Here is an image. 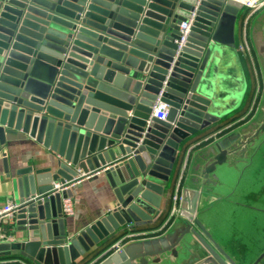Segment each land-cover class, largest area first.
<instances>
[{
	"label": "water",
	"instance_id": "obj_1",
	"mask_svg": "<svg viewBox=\"0 0 264 264\" xmlns=\"http://www.w3.org/2000/svg\"><path fill=\"white\" fill-rule=\"evenodd\" d=\"M243 7L240 0H0V152L28 138L53 152L46 167L18 170L15 218L24 234L0 242V256L74 264L173 208L183 154L220 119L213 71L236 46ZM249 38L262 77L252 115L192 151L165 230L131 238L96 264H264V7L250 20ZM158 97L168 104L165 119L151 115ZM90 171L103 172L116 206L70 234L62 199L72 188L51 193L52 182Z\"/></svg>",
	"mask_w": 264,
	"mask_h": 264
},
{
	"label": "crops",
	"instance_id": "obj_2",
	"mask_svg": "<svg viewBox=\"0 0 264 264\" xmlns=\"http://www.w3.org/2000/svg\"><path fill=\"white\" fill-rule=\"evenodd\" d=\"M240 1L244 2V0ZM242 13V19L236 26V46L235 48H229V50H226L225 58L223 59L224 62L220 64V74L225 77L229 85V87L225 85L223 87L226 99L222 111L219 112L220 118L243 104L248 90L252 91L253 99L249 109H247L246 113H244L238 120L244 118L251 110L254 112L262 91L261 72L249 38V23L252 17H249V9L245 5ZM227 88H230V90ZM235 123L237 122H230L212 132H206L202 135L200 134L189 144L187 151L181 158L179 177L177 178L172 196L173 208L171 211H168L165 220L160 226L151 227L155 224L157 220L155 219L152 223L144 225V227H137L133 229L134 231H128V233H125L117 240L133 233H139L142 236H146L156 234L157 232L160 233L165 230L175 217L180 198L181 186L192 151L223 134V131L226 132L229 128L231 129L235 127ZM52 153L53 152L49 148L31 138L8 141L4 149L0 152V205L9 200L18 202L16 186V180L19 176L18 170H23L29 167L35 169L46 167L47 159ZM72 192L74 213L72 215H64L66 229L70 234L79 232L85 226L104 216L116 206L117 200L113 193V189L103 172L82 177L78 183L72 186ZM10 232L13 234L15 240L21 239L22 234H24L19 230V224L16 222V218L11 225ZM136 237L137 236L134 238ZM109 247L110 245L97 256L91 257L93 259L96 257L99 258L94 262L95 264L105 256ZM16 254H18V252H16ZM13 258H16V256Z\"/></svg>",
	"mask_w": 264,
	"mask_h": 264
},
{
	"label": "built area",
	"instance_id": "obj_3",
	"mask_svg": "<svg viewBox=\"0 0 264 264\" xmlns=\"http://www.w3.org/2000/svg\"><path fill=\"white\" fill-rule=\"evenodd\" d=\"M244 5L249 9V17H253L259 10L264 7V0H244ZM192 23V18L187 20H183L179 27L180 37L178 39L179 48H181L188 37L190 27ZM168 112V104L161 101L160 98L156 100L153 108H152V116H155L159 119H165L167 117ZM96 172H88V173H81L78 178H74L72 180H65V181H53L52 187L50 189L51 193L66 191L69 188H72L76 183H78L82 177L94 174ZM20 204L13 200H9L6 203L0 205V242H13L15 241L13 234L10 232L11 225L14 223L15 214L19 209ZM62 212L63 215H72L74 213V204L73 198L70 195L63 197L62 199ZM135 236H142L139 233L129 234L128 236H124L123 238L116 240L113 242L107 253L112 252L115 249L120 248V246L129 238H134ZM105 254V255H106ZM17 262L19 264H31L30 262L22 259V258H1L0 257V264H9V262Z\"/></svg>",
	"mask_w": 264,
	"mask_h": 264
},
{
	"label": "trees",
	"instance_id": "obj_4",
	"mask_svg": "<svg viewBox=\"0 0 264 264\" xmlns=\"http://www.w3.org/2000/svg\"><path fill=\"white\" fill-rule=\"evenodd\" d=\"M252 99H253V93L251 90H248L243 104H241L239 107L231 110L230 112H228L227 114L222 116L217 122L213 123L211 126H209L205 130L200 132V134L202 135L206 132H212L215 129H218V128H220V127H222V126H224L230 122L237 121L244 113H246L247 109H249ZM252 112H253V110H251L244 118L238 120V122L235 123V125H238V124L244 122L246 119H248L250 117V115L252 114ZM223 132H225V131H223ZM169 208H170V203L167 205V207L165 208L163 213L157 218L155 224H153L151 227H158L161 225V223H163V221L165 220V218L167 216ZM128 231L129 230L125 231L124 233L120 232L118 234L113 235L108 240H106L100 248H97L93 252H91L90 254L85 255L81 260H79V262H76L74 264H86V263H88L91 257L97 256L101 251H103L105 248H107L109 245H111L113 242H115L119 237L123 236L125 233H128ZM156 234H158V232ZM0 257L5 258L6 256H0Z\"/></svg>",
	"mask_w": 264,
	"mask_h": 264
},
{
	"label": "rangeland",
	"instance_id": "obj_5",
	"mask_svg": "<svg viewBox=\"0 0 264 264\" xmlns=\"http://www.w3.org/2000/svg\"><path fill=\"white\" fill-rule=\"evenodd\" d=\"M228 50H229V48H228ZM220 62V64L221 63H223L224 62V60H221V59H219L218 60V63ZM216 65H215V72L213 71V79H215V80H217V86H219V88H218V90L221 92L222 91V93H223V95H222V98H221V102L224 104V101H225V95H224V85L225 86H227V87H229V85H228V81L225 79V77H223V75H221L220 73H221V68H220V66L221 65H218L217 63H215ZM210 75H211V77H212V72L210 73ZM217 89V88H216ZM227 89H229L230 90V88H227ZM222 111V110H221ZM236 122H238V121H236ZM175 210V209H174ZM171 211V210H170ZM97 259H99V258H90V260H89V264H94V262L97 260ZM88 263H86V264H88Z\"/></svg>",
	"mask_w": 264,
	"mask_h": 264
}]
</instances>
